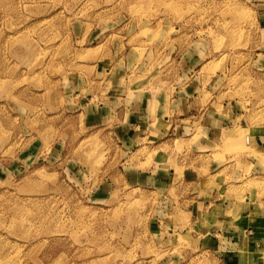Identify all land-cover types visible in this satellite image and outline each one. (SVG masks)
<instances>
[{
	"label": "rangeland",
	"instance_id": "1",
	"mask_svg": "<svg viewBox=\"0 0 264 264\" xmlns=\"http://www.w3.org/2000/svg\"><path fill=\"white\" fill-rule=\"evenodd\" d=\"M263 195L264 0H0V264H220Z\"/></svg>",
	"mask_w": 264,
	"mask_h": 264
},
{
	"label": "crops",
	"instance_id": "2",
	"mask_svg": "<svg viewBox=\"0 0 264 264\" xmlns=\"http://www.w3.org/2000/svg\"><path fill=\"white\" fill-rule=\"evenodd\" d=\"M139 100H141L140 104L142 106V113H137L136 118L138 121H159V113L152 115L151 113L145 112L150 110L152 106L155 108L153 99L142 96ZM162 134L161 129L158 127L157 129L150 127L146 129L143 125L142 127L135 129V131L133 130L130 136L140 141L142 146L153 144L156 147L155 144L160 141ZM159 179L161 180L162 178L159 177ZM184 183L185 185L188 184V182L185 181V178ZM189 200L195 201L197 209L203 208V206L200 205H210V202L206 201L204 197H198L196 194H193V197L189 198ZM228 206L231 213L230 218L240 220L237 222V227L239 226V228L237 231L234 229L230 231H225L223 229L218 230L216 232L218 236L217 241L208 240L207 248L211 250L217 249L219 252L220 264H264V195L259 199L256 197L254 199H245L244 209L247 214L246 217H241L238 214L241 206L240 200H234L231 202L228 200L224 201L223 207ZM184 211L192 213L191 208L188 207H185ZM224 214L223 211L222 216ZM173 231V229L168 230L170 233Z\"/></svg>",
	"mask_w": 264,
	"mask_h": 264
}]
</instances>
